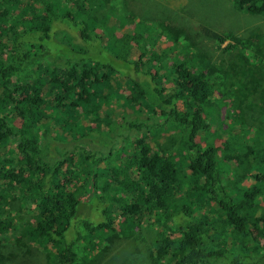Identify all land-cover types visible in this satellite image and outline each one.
<instances>
[{
    "label": "trees",
    "instance_id": "1",
    "mask_svg": "<svg viewBox=\"0 0 264 264\" xmlns=\"http://www.w3.org/2000/svg\"><path fill=\"white\" fill-rule=\"evenodd\" d=\"M137 1L0 0V221L33 219L44 264H264V34ZM231 1L238 26L264 18Z\"/></svg>",
    "mask_w": 264,
    "mask_h": 264
},
{
    "label": "rangeland",
    "instance_id": "2",
    "mask_svg": "<svg viewBox=\"0 0 264 264\" xmlns=\"http://www.w3.org/2000/svg\"><path fill=\"white\" fill-rule=\"evenodd\" d=\"M141 5H143L145 8L151 10L152 13L157 14L160 9L161 5H165L166 8L169 10L171 15L174 14H180L184 21L188 20L189 22H197L198 24L202 23L204 26H207L211 30L215 31L216 27H219V29H224L225 27L230 28L234 27L235 32L239 36H245L248 34L247 29H252L258 32H262L264 34V18L263 17H250L245 15L248 18L249 23L243 24V21L240 22L238 26L237 20V10L235 9L234 3L231 0H140L137 1ZM161 5H160V4ZM10 18V15H9ZM7 20V19H6ZM251 21V22H250ZM10 23L9 19L7 20V25ZM132 26V25H131ZM130 26V27H131ZM20 30L21 28L18 27ZM98 32V31H97ZM119 34V33H118ZM259 34V33H257ZM264 36V35H263ZM31 37V36H30ZM26 37L24 40L32 42L29 38ZM204 40V39H203ZM205 43L210 42L207 44V46L202 50L206 53H210L213 60L220 63L219 56H222L223 59L228 60V54L224 50L226 43H223L220 45V48L217 49L216 46L210 41V40H204ZM12 44H4V46L1 48V52L3 55V52H7L11 50ZM170 46V43H166L165 39L162 37L159 39L157 43V47H168ZM19 50V49H18ZM23 51V50H19ZM135 52L132 53L130 58L137 59L138 51L133 50ZM181 54V53H179ZM184 58V54L182 55ZM172 60H167L163 64V68L168 67L171 64ZM143 69V67H142ZM259 74H262V72H258ZM36 75V73L32 74ZM161 80H164V77H160ZM263 80H264V73H263ZM127 78L124 76L117 77L115 75L111 78V86H115L117 91L126 92L127 90L122 82H126ZM165 82V81H164ZM163 82V83H164ZM264 83V81H263ZM168 85V84H167ZM106 91L109 89L108 87H105ZM113 102L111 101L109 103V106H111ZM103 108H105L107 111H112L109 109L107 104H103ZM48 112V111H47ZM222 113V112H221ZM122 115V113H121ZM82 123L88 124V121L84 119L83 117L79 119ZM16 125H19V122L15 121ZM211 128H214L212 125ZM172 130V129H171ZM172 131H167V133H173ZM54 134V132H52ZM253 133H249V137H252ZM198 138V137H196ZM221 140H216L215 145H220ZM9 147V146H8ZM239 154L241 153L242 149L237 148L236 150ZM47 153L43 152V158L49 162L50 156L45 157ZM231 172L228 174L229 177L232 174ZM257 173V171H256ZM247 175V182H245L247 185H250L253 183V178L250 177V174ZM231 178V177H230ZM12 199L10 201H13L16 203L17 208L16 210H21L22 215L25 214L26 216H32L34 213L30 214V212H33L34 210L39 212V207H37L35 201H28L27 194L24 193L21 189H16L11 193ZM259 208H262V202L259 200ZM4 212L7 210V205L3 208ZM261 209H258L256 212L259 213ZM3 212V213H4ZM221 214V213H220ZM99 213L93 214V220L98 218ZM114 215V214H113ZM115 221L114 224H118V219L114 215ZM29 220V219H28ZM33 219H30L29 221H25V224H18L16 220H13L11 223H6L3 226V230L0 228V255L8 257V258H16L17 262L21 264H44V261L49 263V260L45 257V248L43 246H39L34 238L28 237L27 233L32 229L30 226ZM154 228H159V226H155ZM3 234L5 236H3ZM18 240L16 242L15 240ZM234 242L237 245V248L239 244L242 245L243 243L247 244V241L244 239L243 234H238L234 236ZM231 246V245H230ZM50 247V246H48ZM241 247V248H242ZM87 260H92L87 259ZM91 264V263H87ZM148 264H151L149 261ZM153 264V263H152ZM157 264H166V261L158 260Z\"/></svg>",
    "mask_w": 264,
    "mask_h": 264
},
{
    "label": "clouds",
    "instance_id": "3",
    "mask_svg": "<svg viewBox=\"0 0 264 264\" xmlns=\"http://www.w3.org/2000/svg\"><path fill=\"white\" fill-rule=\"evenodd\" d=\"M6 223L0 221V227H3Z\"/></svg>",
    "mask_w": 264,
    "mask_h": 264
},
{
    "label": "bare ground",
    "instance_id": "4",
    "mask_svg": "<svg viewBox=\"0 0 264 264\" xmlns=\"http://www.w3.org/2000/svg\"><path fill=\"white\" fill-rule=\"evenodd\" d=\"M198 139V138H197Z\"/></svg>",
    "mask_w": 264,
    "mask_h": 264
}]
</instances>
